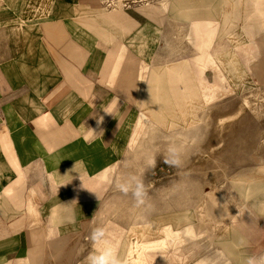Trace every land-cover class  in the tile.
Here are the masks:
<instances>
[{"label":"crops","instance_id":"obj_1","mask_svg":"<svg viewBox=\"0 0 264 264\" xmlns=\"http://www.w3.org/2000/svg\"><path fill=\"white\" fill-rule=\"evenodd\" d=\"M259 85L264 95V0H0V264H85L82 217L125 264L221 250L238 264L239 214L200 256L197 234L230 214L201 206L181 231L191 210L142 216L121 245L106 207L111 171L154 129L188 147L196 136L178 130L198 129L208 99ZM257 196L242 200L264 216Z\"/></svg>","mask_w":264,"mask_h":264},{"label":"rangeland","instance_id":"obj_2","mask_svg":"<svg viewBox=\"0 0 264 264\" xmlns=\"http://www.w3.org/2000/svg\"><path fill=\"white\" fill-rule=\"evenodd\" d=\"M208 75L210 78V74ZM261 88L259 85L258 90L252 88L241 94L233 90L229 95L222 92L219 98L211 97L208 101L215 104L208 105V108L198 113L197 117L201 119L198 129L178 130L181 135L192 133L196 136L193 142H187L189 146L186 147V167L183 170L164 163V150L173 140L158 128L148 135L140 150L127 153L123 162L117 165L114 172L111 171V204L106 207L121 235V245L126 244L130 228L142 223V216L143 222H149L162 213H183L182 211L191 210L190 217L186 215L179 219L176 228L180 230L185 220L193 224L194 212L196 210L199 213L202 206L207 209V213H227L230 217L218 220L216 225L210 224L211 219L207 232L197 234L202 240L199 241L198 255L210 254L216 250L213 243L234 221L237 214L239 216L234 223L240 235L247 241L249 254L264 251V216L250 213V204H245L242 200L255 194L257 197L264 195V95ZM149 156L155 158L154 168L146 167L145 162ZM237 174L241 175L230 181ZM129 175L140 176L146 185L153 182L154 185L149 191L154 205L151 213L146 214L135 208L131 194L124 195L117 189L116 184ZM230 183L245 190L258 189L250 195L243 191L241 198ZM81 222L84 230L81 245L88 238L87 243L90 244V234L97 226L90 224V217H82ZM221 224L224 226L222 229ZM89 248V245L85 247L77 260H81Z\"/></svg>","mask_w":264,"mask_h":264},{"label":"clouds","instance_id":"obj_3","mask_svg":"<svg viewBox=\"0 0 264 264\" xmlns=\"http://www.w3.org/2000/svg\"><path fill=\"white\" fill-rule=\"evenodd\" d=\"M105 112L111 114L110 110ZM145 163L147 168H154L156 163L154 156H149ZM164 163L177 170H183L186 167L185 145L177 142L169 143L164 150ZM116 187L124 195L131 194L135 208L146 214L154 211V205L149 197L151 185H146L140 176L129 175L122 182H118ZM224 210L227 212L225 207ZM70 220L74 222V217H70ZM90 240L93 244V250L85 258V264H125L117 245L107 238V231L104 227L94 228L90 234ZM245 247H247V241L243 237L234 244L235 249ZM199 264H231V262L228 254L221 250L216 253L215 260L205 256L199 260ZM238 264H264V252L245 254L240 258Z\"/></svg>","mask_w":264,"mask_h":264},{"label":"bare ground","instance_id":"obj_4","mask_svg":"<svg viewBox=\"0 0 264 264\" xmlns=\"http://www.w3.org/2000/svg\"><path fill=\"white\" fill-rule=\"evenodd\" d=\"M141 102V101H140ZM244 104H247V101H244ZM150 125V124H149ZM146 131V130H145ZM177 131V130H176ZM147 132V131H146ZM177 133V132H176ZM144 134V133H143ZM143 134H142V139H143ZM146 134V133H145ZM170 134V133H169ZM172 135H173V133H172ZM171 135V136H172ZM145 136V135H144ZM175 136V135H174ZM182 137H184V136H182ZM187 137V136H186ZM145 138V137H144ZM188 138V137H187ZM181 139V138H180ZM179 139V140H180ZM189 139V138H188ZM190 140H192V139H190ZM182 141V140H181ZM234 184V183H233ZM233 188H235V190L239 193V195H240V197L242 198L243 197V191H246L247 193H248V195H250V194H252V193H254V192H256L257 191V189L258 188H249V189H247V190H245L244 188H242V187H238V186H236L235 184L233 185ZM178 201V200H177ZM260 204V203H259ZM263 206V205H262ZM144 217V216H143ZM148 219V218H147ZM141 224V223H140ZM147 224H148V222H147ZM150 225V224H149ZM136 226V225H135ZM138 227V226H137ZM190 227V226H189ZM133 229V228H132ZM167 229V228H166ZM135 230V229H134ZM171 230V229H170ZM130 231H133V230H130ZM139 231V230H138ZM144 231V230H143ZM181 231V230H180ZM134 232V231H133ZM159 232V231H158ZM171 232V231H170ZM141 233V232H140ZM153 233V232H152ZM174 233H176V232H174ZM182 233V232H181ZM172 234V233H171ZM130 235V234H129ZM136 235V234H135ZM143 235V234H142ZM145 235V234H144ZM174 235V234H173ZM156 236V235H155ZM168 236V235H167ZM230 236V235H229ZM133 238V237H132ZM178 238V237H177ZM219 238V237H218ZM140 239V238H139ZM135 240V239H134ZM171 240V239H170ZM181 240V239H180ZM130 241V240H129ZM143 241V240H142ZM146 241H148L147 239H146ZM131 242H133V241H131ZM145 242V241H144ZM135 243V242H134ZM170 243V242H169ZM215 243V242H214ZM133 244V243H132ZM177 244V243H176ZM170 245V244H169ZM127 246V245H126ZM218 246V245H217ZM221 246V245H220ZM123 247V246H122ZM127 248V247H126ZM125 248V249H126ZM129 248V247H128ZM132 248V247H131ZM131 248L127 251V260H128V256H130L131 254H132V251H134V250H131ZM219 248V247H218ZM122 249H124V248H122ZM172 250V249H171ZM121 251H124V250H121ZM120 251V252H121ZM183 251V250H182ZM241 251V250H240ZM120 252H119V254H120ZM137 252V251H136ZM173 252V251H172ZM124 253V252H123ZM122 254V253H121ZM121 254H120V256H121ZM126 254V253H125ZM185 254V253H184ZM124 255V254H123ZM123 255H122V259H123ZM156 255H154V257H155ZM162 256H164V255H162ZM179 255L177 254V256L176 257H178ZM131 257V256H130ZM181 257V256H180ZM242 257V256H241ZM126 258V257H125ZM133 258V257H132ZM165 258V257H164ZM168 258V257H167ZM154 259V258H153ZM176 259H178V258H176ZM182 259H183V256H182ZM215 259V258H214ZM165 260V259H164ZM173 260H174V258H173ZM233 260V259H232ZM177 261V260H176ZM156 262V261H155ZM180 262H181V260H180ZM235 262V261H234ZM168 263V262H167ZM128 264V263H127ZM181 264V263H180ZM196 264V263H195ZM199 264V263H198Z\"/></svg>","mask_w":264,"mask_h":264},{"label":"built area","instance_id":"obj_5","mask_svg":"<svg viewBox=\"0 0 264 264\" xmlns=\"http://www.w3.org/2000/svg\"><path fill=\"white\" fill-rule=\"evenodd\" d=\"M108 5V2H105Z\"/></svg>","mask_w":264,"mask_h":264}]
</instances>
